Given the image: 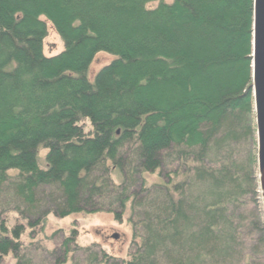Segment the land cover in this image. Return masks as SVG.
<instances>
[{"label":"trees","instance_id":"trees-1","mask_svg":"<svg viewBox=\"0 0 264 264\" xmlns=\"http://www.w3.org/2000/svg\"><path fill=\"white\" fill-rule=\"evenodd\" d=\"M149 1L0 0V264L37 263L23 237L48 214L100 211L130 226L126 256L72 227L51 264H259L254 0Z\"/></svg>","mask_w":264,"mask_h":264},{"label":"rangeland","instance_id":"rangeland-1","mask_svg":"<svg viewBox=\"0 0 264 264\" xmlns=\"http://www.w3.org/2000/svg\"><path fill=\"white\" fill-rule=\"evenodd\" d=\"M157 1H149L146 3L147 8H155ZM47 34L42 42V51L46 56H52L58 54L63 49V43L60 35L50 22H46ZM114 56L107 52L96 53L89 66L87 76L89 81H93L96 73L104 66L112 61ZM258 141V136H257ZM44 151L40 154L43 155ZM264 163L260 165L257 170L258 177V194L253 200L247 201V208L257 212L258 207H264V183L262 182L261 171ZM147 178L150 181L158 179L156 173L148 174ZM15 200H10L11 206L14 205ZM17 202V201H16ZM75 228L77 231V240L80 245H88L90 243H96L100 247L104 248L108 253L115 256L125 257L130 247L131 242V230L130 226L126 222L118 223L113 219V215L107 212H95V213H74L64 218H59L52 214H48L45 225L42 231H39L34 238H29L26 235L23 237L25 244L32 243V248H28L25 251V258L37 263L51 264L53 255H47L41 246L51 248L47 239H57L59 235L67 234L71 229ZM31 235V234H30ZM31 241V242H29ZM38 241V243H37ZM37 245L40 248H37ZM257 256H253L259 264H264V248ZM76 257H79L77 255ZM80 261V260H79ZM12 256L9 255L5 259V264H14ZM36 263V264H37ZM253 264V263H252Z\"/></svg>","mask_w":264,"mask_h":264},{"label":"water","instance_id":"water-1","mask_svg":"<svg viewBox=\"0 0 264 264\" xmlns=\"http://www.w3.org/2000/svg\"><path fill=\"white\" fill-rule=\"evenodd\" d=\"M252 77L258 151L261 165L264 163V0H254Z\"/></svg>","mask_w":264,"mask_h":264},{"label":"bare ground","instance_id":"bare-ground-1","mask_svg":"<svg viewBox=\"0 0 264 264\" xmlns=\"http://www.w3.org/2000/svg\"><path fill=\"white\" fill-rule=\"evenodd\" d=\"M261 175H262V182L264 183V166L262 168Z\"/></svg>","mask_w":264,"mask_h":264}]
</instances>
